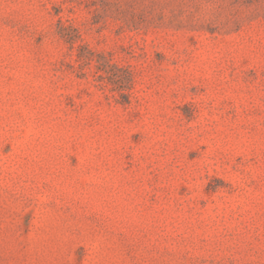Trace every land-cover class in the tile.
<instances>
[{"label": "rangeland", "instance_id": "1", "mask_svg": "<svg viewBox=\"0 0 264 264\" xmlns=\"http://www.w3.org/2000/svg\"><path fill=\"white\" fill-rule=\"evenodd\" d=\"M0 264H264V0H0Z\"/></svg>", "mask_w": 264, "mask_h": 264}]
</instances>
